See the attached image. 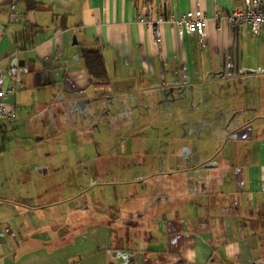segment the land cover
I'll list each match as a JSON object with an SVG mask.
<instances>
[{"label": "crops", "instance_id": "1", "mask_svg": "<svg viewBox=\"0 0 264 264\" xmlns=\"http://www.w3.org/2000/svg\"><path fill=\"white\" fill-rule=\"evenodd\" d=\"M241 3L0 0V264H264V25L214 20Z\"/></svg>", "mask_w": 264, "mask_h": 264}, {"label": "built area", "instance_id": "2", "mask_svg": "<svg viewBox=\"0 0 264 264\" xmlns=\"http://www.w3.org/2000/svg\"><path fill=\"white\" fill-rule=\"evenodd\" d=\"M241 5L235 6L231 11L222 16L215 13L214 20L217 22L225 20L230 29L246 25L252 35H258L264 25V0H241ZM149 8L144 7L136 16L138 23L148 27L151 30L156 44L161 42V25L165 22L170 23L177 30L179 35H194L200 40L203 39L206 27L205 15L199 9H193L180 14L177 17H163L161 14L152 17ZM14 87L6 80L0 71V129L12 123L15 119L13 107L5 104V99L12 96Z\"/></svg>", "mask_w": 264, "mask_h": 264}, {"label": "trees", "instance_id": "3", "mask_svg": "<svg viewBox=\"0 0 264 264\" xmlns=\"http://www.w3.org/2000/svg\"><path fill=\"white\" fill-rule=\"evenodd\" d=\"M97 59H100V57H97ZM101 63V62H100ZM93 75H95V73H93Z\"/></svg>", "mask_w": 264, "mask_h": 264}, {"label": "rangeland", "instance_id": "4", "mask_svg": "<svg viewBox=\"0 0 264 264\" xmlns=\"http://www.w3.org/2000/svg\"><path fill=\"white\" fill-rule=\"evenodd\" d=\"M0 140H1V138H0ZM0 143H1V142H0ZM1 144L5 145V143H1Z\"/></svg>", "mask_w": 264, "mask_h": 264}]
</instances>
